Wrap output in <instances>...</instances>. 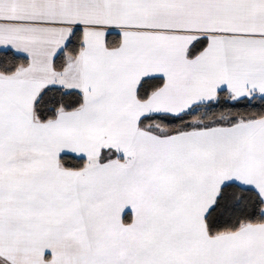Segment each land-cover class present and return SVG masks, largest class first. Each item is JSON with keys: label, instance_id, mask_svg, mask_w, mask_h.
<instances>
[{"label": "snow or ice", "instance_id": "6c2138e0", "mask_svg": "<svg viewBox=\"0 0 264 264\" xmlns=\"http://www.w3.org/2000/svg\"><path fill=\"white\" fill-rule=\"evenodd\" d=\"M0 264H264V0H0Z\"/></svg>", "mask_w": 264, "mask_h": 264}]
</instances>
